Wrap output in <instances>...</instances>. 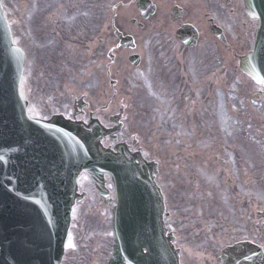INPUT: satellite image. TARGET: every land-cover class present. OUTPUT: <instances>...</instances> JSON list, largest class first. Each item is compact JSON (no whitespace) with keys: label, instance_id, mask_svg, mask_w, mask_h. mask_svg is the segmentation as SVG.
I'll return each instance as SVG.
<instances>
[{"label":"flooded vegetation","instance_id":"1","mask_svg":"<svg viewBox=\"0 0 264 264\" xmlns=\"http://www.w3.org/2000/svg\"><path fill=\"white\" fill-rule=\"evenodd\" d=\"M89 1L94 16L89 23L92 34L86 40L92 42V52L88 58L91 61H82V64L90 62L87 73L98 83V89L91 100V115L106 126L115 113L116 106L121 109V119H124L122 122L124 133L132 135L136 125L142 126V114L145 110L143 96L147 90L152 93L154 88L146 85L147 73L149 76L156 73L157 82L163 87H170L173 83L182 87L185 84V77L202 72L206 68H211L212 71L224 76H227L229 71L231 82L238 93L237 98L232 102L234 108L232 117L235 121L253 125L264 121L260 116V113L264 112V101L261 102L260 107L256 106L261 99H264V90L241 74L237 67L238 56L251 48L250 35L252 34L253 37L254 21H243V27L248 31L233 33L229 41L227 32L225 44L214 39L209 31L208 22L211 17L216 19L229 13L237 14L240 19H246L242 0H147L152 3L155 10L145 20L140 18V12L136 7V2L139 0H105L101 9L98 7V0ZM78 2L86 8L84 4L88 0H12V7L18 14H28L32 23L28 37L29 44L36 46L45 39L46 33L42 28L45 21L53 25L60 23L58 17L65 16L67 5ZM10 7L11 1L8 9ZM99 13L106 21V28L101 32L98 30ZM201 16H204L207 26L203 21L196 20ZM195 21L199 28L196 27L197 46L188 51H195L200 43V51L204 53L210 48V37H212L219 57L215 61H173L172 55L176 51L185 50L176 40L177 29L183 24L194 25ZM116 29L124 35H131L135 48L140 52L150 41H156L166 47L160 61H137L136 64L133 61H124L126 55L122 53L121 56L119 50L127 51V49L119 47L115 37ZM201 39L203 41H200ZM59 43L61 44L62 40L56 39L53 46L57 47ZM110 56L112 58L108 60ZM243 97L246 99L245 105H243ZM64 106L65 102L60 99L59 107ZM158 108L163 111L164 105L161 104ZM132 143L134 149L142 151L140 139L138 141L133 136ZM160 154V150L157 149L156 155L160 156ZM210 155L208 148L203 157L209 158ZM232 158V162L220 159L221 170L224 173L221 175L225 180L217 184L211 177H207L202 190L204 194L215 191L227 193L233 200L232 207L222 208L224 217L219 222L220 232L216 238L220 245L213 250L212 260L208 264H216L221 249L240 242L246 243L245 247L231 252L229 258L223 261L228 263L231 258L238 257L240 264H264V202L242 201L243 194H259V184H264V172H259L255 159L250 161L251 170L247 171L248 164L236 161L233 152ZM261 191L264 193V188ZM237 195L241 199L239 202H235ZM252 246L259 249H254ZM254 251L261 252V255H257Z\"/></svg>","mask_w":264,"mask_h":264},{"label":"water","instance_id":"2","mask_svg":"<svg viewBox=\"0 0 264 264\" xmlns=\"http://www.w3.org/2000/svg\"><path fill=\"white\" fill-rule=\"evenodd\" d=\"M259 12L260 14L263 16V23H264V2L260 3V7H259ZM3 24V20L1 17V10H0V25ZM3 35H5L4 29H3ZM0 41L2 43H4L3 41V37L0 38ZM9 48V47H8ZM0 55L4 58H12L15 59L16 58V54L14 53L13 48H9V49H3L0 46ZM5 93L0 94V96L2 97L4 104L6 105L5 108L6 110L9 111L10 116H11V107H12V99L10 96V91H9V86L8 83L5 81ZM4 119L7 120H11L10 117L8 118L7 116L3 115L0 113V133L1 130H7L6 126H5V121ZM65 128H66V136H67V140L70 141L72 144L75 143V134L77 136H79V140L82 144L83 147V151L81 152L83 156H85L86 154H88L90 152V145H89V141L92 142V131H88L86 129H81V127L79 126H72L70 124H62ZM7 128H11L10 125H7ZM13 129V128H12ZM11 129V130H12ZM109 158V157H108ZM102 161H99L97 163H100ZM101 166L103 168H107L106 164H101ZM74 172V171H73ZM124 176L118 180H116V190L118 191V196H119V205L116 208V213L114 214V221H113V227L117 229V232L115 231V235H116V242L115 245H117L116 250L114 252L115 254V258L113 259V261L111 262V264H124V259L126 256V247H125V251H124V242H125V246L127 243V246L129 249H131L130 251V259H126L125 264H132V261H135L137 264H154V261L157 260H162L163 259L157 255V252L154 249V242L151 238L146 237V235H144L141 232L142 229V225L140 226V222H138V220H135L134 223L132 224V233L140 226V230L137 234L136 238H133L132 243L133 246H130V238L128 235V230L126 231V214H127V210L129 209L130 212H133L131 210V208L128 206V201L129 199H131L134 203L135 209L137 211H143L144 210V203H140L139 198H138V193H142V190L140 188H142V186L140 185V183H136V181L132 182V187H128L127 189H131L132 190V195L130 198L126 197V194L124 192V189L126 187L123 186V183L120 181H123ZM159 214L158 211H156V216ZM141 217H146V214H143ZM135 219V218H133ZM155 222H156V227H154V229L151 231V236L153 237L155 234H157V231L159 230L160 227V220L159 218H155ZM29 234V233H28ZM25 235V234H24ZM28 236H26L27 238ZM64 237V230H61L60 232H58L57 234L54 235L55 239H52L50 242L53 245L52 253L50 256H47V260L49 262H51V264L56 261L57 259H59L60 255H61V244H62V240ZM26 238H22L21 243L26 239ZM0 245H1V249H0V264H34L33 259L36 256H39L42 253L46 254V249H45V243L39 242V243H35L34 241H28V246H20L17 245V243L13 240H9V239H3L0 237ZM147 245H152V248H148ZM148 248L147 250V255H142L140 253V248ZM35 252V255H34ZM158 252H162V250L159 248ZM166 255V253L164 254ZM41 261H43V255H41Z\"/></svg>","mask_w":264,"mask_h":264},{"label":"rangeland","instance_id":"3","mask_svg":"<svg viewBox=\"0 0 264 264\" xmlns=\"http://www.w3.org/2000/svg\"><path fill=\"white\" fill-rule=\"evenodd\" d=\"M219 92L216 93V107H219V110L221 111L224 110L223 105L228 98L226 94L223 95L222 91ZM224 131H226V129ZM80 210H82L84 214L86 213L84 208ZM80 216L81 214L78 213L77 218L79 219ZM84 223L87 224L85 216L84 220L79 224ZM100 237L107 238L110 242L111 234L108 223L107 226L103 225L101 229L99 226H97L96 229H93L92 227L90 229L87 228L86 230H83L81 236H78L73 232L67 242V245L70 243L72 247L69 248L66 245L64 264H102V258L97 253L101 249L102 244L96 242V239H99Z\"/></svg>","mask_w":264,"mask_h":264},{"label":"snow or ice","instance_id":"4","mask_svg":"<svg viewBox=\"0 0 264 264\" xmlns=\"http://www.w3.org/2000/svg\"><path fill=\"white\" fill-rule=\"evenodd\" d=\"M67 247L71 248V247H72V245L69 243V244L67 245Z\"/></svg>","mask_w":264,"mask_h":264}]
</instances>
